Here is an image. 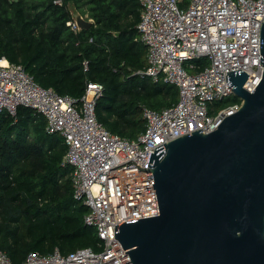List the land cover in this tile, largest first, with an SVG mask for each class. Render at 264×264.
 Masks as SVG:
<instances>
[{
    "label": "built area",
    "instance_id": "obj_1",
    "mask_svg": "<svg viewBox=\"0 0 264 264\" xmlns=\"http://www.w3.org/2000/svg\"><path fill=\"white\" fill-rule=\"evenodd\" d=\"M138 2L137 30L147 49V65L139 73L174 85L178 101L160 111L142 107L145 131L135 140L110 133L96 119L102 85L88 84L77 101L42 88L22 66L0 58V113L15 116L19 107L30 108L44 118L48 134L64 139L63 163L72 169L74 198L88 208L85 223L95 228L101 243V250L84 248L66 256L58 250L47 256L30 253L22 264H131L128 250L114 238V227L159 215L156 193L143 194L155 192L153 179L139 181L152 175L149 153L200 129L207 135L241 107L236 98L238 102L218 108V102L233 97L226 72L245 73L243 89L248 92L261 80L264 0ZM67 26L80 30L74 19ZM0 264H12L1 251Z\"/></svg>",
    "mask_w": 264,
    "mask_h": 264
},
{
    "label": "trees",
    "instance_id": "obj_2",
    "mask_svg": "<svg viewBox=\"0 0 264 264\" xmlns=\"http://www.w3.org/2000/svg\"><path fill=\"white\" fill-rule=\"evenodd\" d=\"M71 7L91 22L88 29L67 26ZM140 10L138 0H0V58L22 66L42 88L77 101L88 84L102 85L96 119L110 133L135 140L145 131L142 107L160 111L178 101L174 85L139 73L147 65ZM235 102L230 97L217 105ZM66 151L64 139L48 134L34 110L0 113V251L12 264L30 253L101 250L84 220L88 208L74 198Z\"/></svg>",
    "mask_w": 264,
    "mask_h": 264
},
{
    "label": "water",
    "instance_id": "obj_3",
    "mask_svg": "<svg viewBox=\"0 0 264 264\" xmlns=\"http://www.w3.org/2000/svg\"><path fill=\"white\" fill-rule=\"evenodd\" d=\"M80 30L91 22L73 15ZM261 80L226 72L241 101L234 114L205 135L202 129L154 149L148 172L158 216L122 222L114 238L131 264H264V24L260 29Z\"/></svg>",
    "mask_w": 264,
    "mask_h": 264
},
{
    "label": "rangeland",
    "instance_id": "obj_4",
    "mask_svg": "<svg viewBox=\"0 0 264 264\" xmlns=\"http://www.w3.org/2000/svg\"><path fill=\"white\" fill-rule=\"evenodd\" d=\"M70 9H71L72 15L77 14V13H75V10L72 7Z\"/></svg>",
    "mask_w": 264,
    "mask_h": 264
},
{
    "label": "crops",
    "instance_id": "obj_5",
    "mask_svg": "<svg viewBox=\"0 0 264 264\" xmlns=\"http://www.w3.org/2000/svg\"><path fill=\"white\" fill-rule=\"evenodd\" d=\"M76 13V12H75Z\"/></svg>",
    "mask_w": 264,
    "mask_h": 264
}]
</instances>
